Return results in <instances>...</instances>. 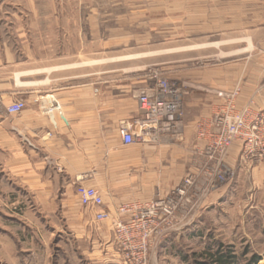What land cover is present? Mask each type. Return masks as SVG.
I'll return each mask as SVG.
<instances>
[{
  "label": "crops",
  "instance_id": "0c3cea01",
  "mask_svg": "<svg viewBox=\"0 0 264 264\" xmlns=\"http://www.w3.org/2000/svg\"><path fill=\"white\" fill-rule=\"evenodd\" d=\"M67 1L0 0V264H34L37 213L63 215L91 264H119V206L161 198L197 170L206 143L197 125L224 110L226 95L236 109H264V0H219L229 8L205 30L203 55L161 67L181 92L179 137L124 145L122 123L139 132L135 94L151 84L148 65L117 75L110 61L69 52ZM17 100L24 108L9 113ZM240 152L235 142L226 157L237 171ZM250 167L247 179L264 180V161ZM78 184L100 191L106 219L80 204ZM227 192L226 184L211 194L197 219Z\"/></svg>",
  "mask_w": 264,
  "mask_h": 264
},
{
  "label": "rangeland",
  "instance_id": "374dc122",
  "mask_svg": "<svg viewBox=\"0 0 264 264\" xmlns=\"http://www.w3.org/2000/svg\"><path fill=\"white\" fill-rule=\"evenodd\" d=\"M221 8L229 7L219 0H68L62 27L69 52L82 49L85 61H110L117 75L137 73L141 68L135 67L142 65H148L143 73L158 69L164 74L161 67L167 62L186 63L203 55L204 43L211 39L205 30L219 23L214 15ZM263 161H242L239 172L232 167L234 176L222 203L164 236L149 252V264H194L193 253L215 242L231 245L236 253L246 251L247 258L256 255L257 264H264V180L245 177L247 168ZM42 216L37 213L34 227V264H91L81 253L86 242L65 228L63 215Z\"/></svg>",
  "mask_w": 264,
  "mask_h": 264
},
{
  "label": "built area",
  "instance_id": "2783aa9c",
  "mask_svg": "<svg viewBox=\"0 0 264 264\" xmlns=\"http://www.w3.org/2000/svg\"><path fill=\"white\" fill-rule=\"evenodd\" d=\"M148 78L151 84L135 94L141 115L137 120L139 132L135 134L126 123L119 126L124 145L179 137L183 117L179 88L158 69H151ZM234 96L226 95L224 110L197 125V135L206 143L197 150L200 160L195 172L187 173L161 198L119 206L120 216L113 221V227L122 264H149V252L164 236L194 221L208 197L233 178L234 170L226 160L233 143L241 145V161L264 158V109H236ZM23 108L24 102L17 100L7 110L17 114ZM76 193L82 206L95 210L96 221L107 218L99 210L103 203L99 190L78 184ZM123 215L128 217L121 218Z\"/></svg>",
  "mask_w": 264,
  "mask_h": 264
},
{
  "label": "trees",
  "instance_id": "16d2710c",
  "mask_svg": "<svg viewBox=\"0 0 264 264\" xmlns=\"http://www.w3.org/2000/svg\"><path fill=\"white\" fill-rule=\"evenodd\" d=\"M246 254V251L236 253L231 245L215 242L205 245L200 253H193L192 260L194 264H257L260 260L256 255L247 258Z\"/></svg>",
  "mask_w": 264,
  "mask_h": 264
}]
</instances>
